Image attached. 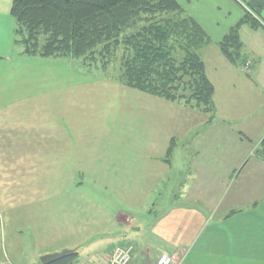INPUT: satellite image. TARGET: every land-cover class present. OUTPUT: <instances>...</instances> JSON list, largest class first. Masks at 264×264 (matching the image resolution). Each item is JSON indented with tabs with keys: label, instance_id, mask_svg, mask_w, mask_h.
I'll use <instances>...</instances> for the list:
<instances>
[{
	"label": "crops",
	"instance_id": "crops-1",
	"mask_svg": "<svg viewBox=\"0 0 264 264\" xmlns=\"http://www.w3.org/2000/svg\"><path fill=\"white\" fill-rule=\"evenodd\" d=\"M12 2L0 0V93L14 91L11 101L0 94V138L17 136L21 145L20 135L23 146L25 138L32 139L33 147L22 155L35 154L39 139L46 140L40 148L48 147L45 154H51L52 169H69L58 168L52 154L68 153L72 142L71 97L67 101L63 93L47 100L54 117L42 119L41 99L30 93L35 83L22 79L25 60L41 56L27 55L17 46ZM261 13L258 25L241 26L237 61L221 52L218 42L223 37L210 36L211 42L201 49L215 87L212 113L155 96L166 108L148 113L147 208L154 223L122 245H138L131 264H144L146 251L148 257L170 252L178 258L172 264H264V159L257 155L264 139V8ZM247 62L249 70L244 69ZM57 106L64 113L56 116ZM158 182H172L167 195Z\"/></svg>",
	"mask_w": 264,
	"mask_h": 264
},
{
	"label": "rangeland",
	"instance_id": "rangeland-1",
	"mask_svg": "<svg viewBox=\"0 0 264 264\" xmlns=\"http://www.w3.org/2000/svg\"><path fill=\"white\" fill-rule=\"evenodd\" d=\"M252 1L178 0L183 14L195 18L214 39L244 17ZM90 62L72 57L25 60L21 76L35 83L30 93L41 99L45 111L40 116L54 117L47 100L66 94L67 101L71 97L74 134L68 153L52 154L58 168L69 167L57 170L52 169L51 154H45L48 147L40 148L46 140L39 139L35 154L22 155L33 147L32 139L25 138L23 146L20 135L21 145L17 136L0 138V264H42V255L66 249L78 251L79 264H102L114 248L132 246L131 264L138 245H122L154 223L147 208L148 113H160L165 103L117 82L118 59L107 67L99 62L88 66ZM0 94L2 100L14 99L10 89ZM57 112L63 114L64 108L57 106ZM39 128L37 124L35 130ZM171 183L158 186L167 195ZM146 252L144 264H157L163 254L178 259L166 251L153 257Z\"/></svg>",
	"mask_w": 264,
	"mask_h": 264
},
{
	"label": "trees",
	"instance_id": "trees-1",
	"mask_svg": "<svg viewBox=\"0 0 264 264\" xmlns=\"http://www.w3.org/2000/svg\"><path fill=\"white\" fill-rule=\"evenodd\" d=\"M253 1L218 42L231 61L240 57L241 26L262 18L264 0ZM10 13L27 55L83 58L103 67L118 59L123 85L214 111L215 87L200 53L211 37L178 0H13ZM257 155L264 159V139ZM78 254L75 249L51 264L77 262Z\"/></svg>",
	"mask_w": 264,
	"mask_h": 264
},
{
	"label": "built area",
	"instance_id": "built-area-1",
	"mask_svg": "<svg viewBox=\"0 0 264 264\" xmlns=\"http://www.w3.org/2000/svg\"><path fill=\"white\" fill-rule=\"evenodd\" d=\"M249 64L244 67L247 70ZM132 246H125L115 249L110 256L102 264H129L131 261ZM173 258L168 254H163L159 257L157 264H172ZM69 264H79V262H71Z\"/></svg>",
	"mask_w": 264,
	"mask_h": 264
},
{
	"label": "water",
	"instance_id": "water-1",
	"mask_svg": "<svg viewBox=\"0 0 264 264\" xmlns=\"http://www.w3.org/2000/svg\"><path fill=\"white\" fill-rule=\"evenodd\" d=\"M75 249H66L59 252L54 253H47L41 256L40 260L42 264H51L56 261L61 260L62 258L66 257L68 254L74 252Z\"/></svg>",
	"mask_w": 264,
	"mask_h": 264
}]
</instances>
